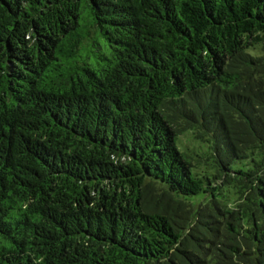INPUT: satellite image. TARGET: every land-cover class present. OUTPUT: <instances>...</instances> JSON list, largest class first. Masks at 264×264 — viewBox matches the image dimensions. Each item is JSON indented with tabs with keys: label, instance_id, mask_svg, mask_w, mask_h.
<instances>
[{
	"label": "trees",
	"instance_id": "1",
	"mask_svg": "<svg viewBox=\"0 0 264 264\" xmlns=\"http://www.w3.org/2000/svg\"><path fill=\"white\" fill-rule=\"evenodd\" d=\"M0 264H264V0H0Z\"/></svg>",
	"mask_w": 264,
	"mask_h": 264
},
{
	"label": "rangeland",
	"instance_id": "2",
	"mask_svg": "<svg viewBox=\"0 0 264 264\" xmlns=\"http://www.w3.org/2000/svg\"><path fill=\"white\" fill-rule=\"evenodd\" d=\"M182 149L184 150V151H188L189 153L191 152V151H193L195 148H196V146H194V144H193V142H191V140L189 139V137H184L183 139H182ZM191 151H190V150ZM196 150V149H195ZM203 162V161H202ZM245 164H246V162H236L234 165H233V169L234 170H239V169H241V168H244L245 167ZM201 165V167L203 166L202 164H200ZM201 170H204V169H201ZM230 190V191H229ZM229 192H233V190L232 189H229V188H227V189H223L222 191H221V193H223L225 196H226V201L228 202V204H230V205H234V203H235V201H236V198L234 197V195L233 194H230ZM235 206V205H234ZM233 206V207H234Z\"/></svg>",
	"mask_w": 264,
	"mask_h": 264
}]
</instances>
